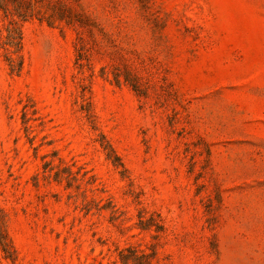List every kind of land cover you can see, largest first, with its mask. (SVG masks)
<instances>
[{
	"label": "rangeland",
	"instance_id": "obj_1",
	"mask_svg": "<svg viewBox=\"0 0 264 264\" xmlns=\"http://www.w3.org/2000/svg\"><path fill=\"white\" fill-rule=\"evenodd\" d=\"M0 264H264V0H0Z\"/></svg>",
	"mask_w": 264,
	"mask_h": 264
},
{
	"label": "trees",
	"instance_id": "obj_2",
	"mask_svg": "<svg viewBox=\"0 0 264 264\" xmlns=\"http://www.w3.org/2000/svg\"><path fill=\"white\" fill-rule=\"evenodd\" d=\"M14 38H15V37H12V36H11V38H10V39H14Z\"/></svg>",
	"mask_w": 264,
	"mask_h": 264
}]
</instances>
